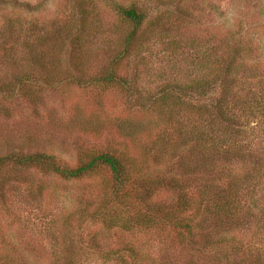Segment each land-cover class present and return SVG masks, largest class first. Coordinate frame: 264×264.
Segmentation results:
<instances>
[{
	"label": "rangeland",
	"instance_id": "374dc122",
	"mask_svg": "<svg viewBox=\"0 0 264 264\" xmlns=\"http://www.w3.org/2000/svg\"><path fill=\"white\" fill-rule=\"evenodd\" d=\"M129 5L144 12L145 21H157L136 43L131 57L119 62L135 94H153L172 84L174 76L179 82L189 80L199 58L206 54L212 62L217 39L230 34L251 41L244 64L247 76H259L239 88L258 91L257 80L264 78V0H0V157L43 154L59 166L75 168L80 159L113 147L131 153L144 167H151L154 159L164 164L165 158L157 161L158 152L151 146L158 133L153 126L132 139L118 131L122 120L147 122L153 117L131 106L145 97L129 98L115 86L87 83L121 51L123 28L114 9ZM248 63L257 67L250 69ZM79 78L85 80L81 85L74 83ZM209 95L215 99L218 94L209 92L192 103L205 105ZM238 105L239 125L248 120L243 127L246 141L257 145L264 139V126L258 127L250 108ZM144 151L148 157L142 159ZM106 180L102 173L66 181L38 168L2 166L0 264H131L127 248L146 236L151 239L150 258L157 259L155 239L161 255L168 256L167 264L189 259L166 231L150 235L107 229L104 212L110 218L121 212L104 209L110 207ZM187 194L196 206L194 184ZM175 198V191L164 189L154 202ZM259 218L250 219L251 229L247 224L230 234L224 249L231 264H264ZM220 246L207 259L196 257L198 263L223 264Z\"/></svg>",
	"mask_w": 264,
	"mask_h": 264
},
{
	"label": "trees",
	"instance_id": "16d2710c",
	"mask_svg": "<svg viewBox=\"0 0 264 264\" xmlns=\"http://www.w3.org/2000/svg\"><path fill=\"white\" fill-rule=\"evenodd\" d=\"M114 12L123 28L119 43L121 51L87 83L107 88L115 86L129 98L145 97L143 102L136 99L135 104L131 105L129 101V105L152 112L153 117L147 122L122 120L118 131L122 137L132 139L134 134L141 133L140 130L153 126L158 133L151 146L156 154L158 152L157 161L165 158L164 164H160L163 166L154 159L151 167H144L131 153L110 147L80 159L75 168L59 166L53 157L43 154L0 157V168L6 164L38 168L66 181L107 174L104 185L109 198L105 201L110 207L104 209L114 207L113 210L121 212L111 218L104 212L102 224L107 229L150 235L155 231L171 233L176 247L189 256L181 264H199L197 258L203 255L202 258L207 259L209 252L216 253L221 245L223 264H231L224 247L228 246L232 231L245 228L256 215L260 216L258 223L264 228V139L257 145L246 141L243 127L247 126L248 120L240 126L237 119L240 108L236 109L242 101L243 104L238 106L250 108L248 113L254 112L257 125L262 129L264 78L257 80L259 89L256 93L241 92L239 88L251 85L259 76L255 72L247 76L244 64L249 57L247 46L251 41L246 38L235 40L234 34L218 38L213 61L208 63L211 57L206 54L200 57L193 77L179 82L174 76L172 84H165L155 93L144 96L135 94L130 79L122 76L119 62L131 57L133 48L137 50L136 43L143 40L146 31L157 21H145L144 12L133 5L116 6ZM78 59L77 55L73 61L78 62ZM31 61L36 64V60ZM73 66L79 69V66ZM248 67L254 69L257 65L248 63ZM83 82V78L74 80L78 85ZM209 92L218 95L215 99H210V95L206 97L205 105L192 103L193 99ZM141 157H148L147 151ZM193 184L199 194L196 206L187 194ZM164 189L175 191L174 201L154 202L157 193ZM252 227L249 224V229ZM148 238L150 236L142 237L134 248H127L131 264H167L168 256L161 255L163 249L155 239L152 242L157 259L150 258L153 252L149 250L148 240L151 239Z\"/></svg>",
	"mask_w": 264,
	"mask_h": 264
}]
</instances>
